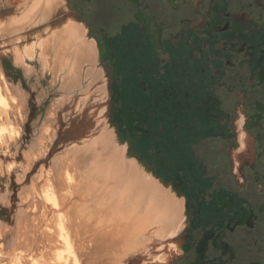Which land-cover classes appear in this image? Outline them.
Wrapping results in <instances>:
<instances>
[{"label":"flooded vegetation","instance_id":"1","mask_svg":"<svg viewBox=\"0 0 264 264\" xmlns=\"http://www.w3.org/2000/svg\"><path fill=\"white\" fill-rule=\"evenodd\" d=\"M59 15L86 25L147 132L122 138L183 199L166 264H264V0H65Z\"/></svg>","mask_w":264,"mask_h":264},{"label":"bare ground","instance_id":"2","mask_svg":"<svg viewBox=\"0 0 264 264\" xmlns=\"http://www.w3.org/2000/svg\"><path fill=\"white\" fill-rule=\"evenodd\" d=\"M60 2L62 0H26L20 6L19 15L13 16L9 25L17 32L29 28V25H38L51 17V11L61 5ZM9 25L7 28L10 29ZM38 47L41 49L39 64L43 69L48 67V57L55 54L60 69L55 71L54 79L63 74L64 68L70 67L63 78L61 89L64 91L80 87L84 62H90L93 66L88 72L89 78L99 80L103 77L102 70H96L98 49L86 39L82 24H68L62 31L40 42ZM15 50L13 49V58L17 65L25 68L28 73L34 70L31 65L29 67L26 64L25 59L35 57L36 46L29 47L26 57L19 50ZM3 84L8 89L6 81ZM3 90L0 85V110L5 109L8 100L7 93L5 95ZM100 92L102 95L107 93L106 85L100 88ZM14 101V97H10V109ZM5 117L10 120L7 115ZM4 129H7L10 139L15 141L20 137V127L0 124V146H5L8 140ZM240 142L242 144V139ZM35 145L37 146L36 143ZM7 168L11 169L12 165ZM70 168H76L75 174ZM54 169L58 179L63 175L66 185L75 186L73 183L78 179L76 185L80 186L81 194L77 192L80 190L78 188L74 191L84 199L82 198L81 204L78 201L79 210L74 212H77L76 216L81 220L82 226L93 232L91 236L98 246L97 253L88 264H124L128 257L135 256L139 251L144 252L155 238L168 239L183 225V199L177 198L172 188L161 183L137 158L131 157L128 144H121L115 130L107 124L98 136L83 141L81 145H73L66 157L57 159ZM52 182L47 181L40 188L39 201L58 211L61 203ZM55 220L53 227L47 228L51 235L46 233L44 236L50 242L53 235L56 245L53 243L48 252L40 251L35 258L22 255L15 264H81L75 254L72 238L68 235L64 217L58 213Z\"/></svg>","mask_w":264,"mask_h":264},{"label":"rangeland","instance_id":"3","mask_svg":"<svg viewBox=\"0 0 264 264\" xmlns=\"http://www.w3.org/2000/svg\"><path fill=\"white\" fill-rule=\"evenodd\" d=\"M16 13L17 9L14 10V14ZM63 21L64 19L59 18L54 24L60 25ZM28 33L33 37L37 31L30 30ZM35 64L37 63L34 62L33 66ZM91 69L89 66L85 68L81 76L83 84L77 91L67 92L62 90L64 74L54 79L56 73L51 69L42 78L35 68L32 76L24 78V91L29 93L27 101L25 99L21 102L14 98V102L18 104L10 109L11 104L7 98V106L0 110V124L20 127V137L15 141L10 139L7 129H4L8 140L5 146H0V264H15L22 255L35 258L40 251L51 250L53 243L56 245L54 236L49 242L44 235L49 233L47 228L53 227L58 213L66 221L68 235L72 238L75 254L81 264H88L97 253V242L91 236L93 232L82 226L81 220L76 216L77 212H74L79 210L82 198L84 199L79 196L81 189L76 185L78 179L73 183L75 186L66 185L63 175L62 179H58L54 166L57 159L67 156L73 145H81L83 141L98 136L105 124L115 130L121 144H128L130 156L137 158L161 182L163 168L159 167L154 171L145 164V159H150L148 155L154 151H149L142 144L132 150L127 140L122 138L123 117L133 109L131 105H123L127 94H123L122 89L108 88L107 93L102 95L100 88L107 85L109 74L105 75L104 72V78L94 80L88 76ZM98 70H102V67H98ZM26 73L30 75L27 71ZM18 79L21 78L18 76ZM5 81L7 82L6 79ZM113 93L115 102L112 99ZM134 106L139 110L138 105ZM5 115L10 120H6ZM34 143L38 147L35 145V148ZM234 156L232 150L233 162ZM10 164L12 168L8 169ZM75 169L70 168L74 174ZM46 180L53 181L55 186V193L61 203L58 211L39 201V192ZM77 188L80 189L77 190L80 194L74 191ZM26 239L28 240L25 241ZM155 239L148 245L145 250L147 252L139 251L135 256L128 257L124 264H166L167 239Z\"/></svg>","mask_w":264,"mask_h":264},{"label":"crops","instance_id":"4","mask_svg":"<svg viewBox=\"0 0 264 264\" xmlns=\"http://www.w3.org/2000/svg\"><path fill=\"white\" fill-rule=\"evenodd\" d=\"M23 1L24 0H0V29L2 30V31L0 30V71H1L0 72V77H1L0 85L5 90V91L3 90V93L5 95L7 93L6 96L8 99H10V97H12V98L14 97V98L20 100L21 102H23L22 100H25V99L27 101L28 98L26 96L29 94L28 92L26 93L24 91V89H25L24 88V78H27V77L29 78L30 76H32L35 72V68H37L36 69L37 74L40 73L42 75V78L44 76H46V74L51 69H54V71H57V68H58V70L60 69V67L58 66V63H56V56L54 53L48 57L47 69H43V67H41V65L39 64V59L41 56V49L38 47V44L42 41H45L47 38H49L54 33H57L58 31H62L63 28H65L70 23L83 24L85 29H86V25L83 22L74 21L72 19H68L66 21H63V23H61L60 25L54 24V21L56 22L59 19V16H60L59 14L62 13L61 11L64 8L65 0H62V2L59 3V4H61V3L62 4L57 5L50 13L51 17H48L47 19H45L44 22H40L38 25L33 24L34 26L29 25V28L26 27V29H21L17 32L15 30H13V28H11V26H10L11 22L10 21H12V19L14 17L19 15L20 6H21ZM15 9H17L16 14H14ZM8 25L10 26V29L7 28ZM30 30L37 31L36 35H34L33 37L30 36L28 33ZM87 32H86V39L89 42H92L96 46L95 40L91 39L88 36ZM31 45L36 46L37 52H36L35 57L33 59H30V58L25 59L26 64L29 67L32 66V69H34L30 73V75H28L26 73V70L23 67H21L19 64L17 65V63L14 59L15 58L14 57L15 52L13 51V49L19 50V52L24 54L26 57V51L29 49V47ZM97 56H99V53ZM97 59H98V57H97ZM34 62H36L38 65L35 64V66H33ZM82 65L83 66L81 68V74H84L83 70H85L86 66L87 67L89 66L91 68L93 67L90 62H84ZM96 65H97L96 66V70H97L99 67L98 61L96 62ZM6 66H7V68H6ZM38 68L40 70H38ZM68 70H70L69 66L64 68L63 74L65 76L68 74ZM102 71H103V69H102ZM22 73H24L25 75H22ZM103 73H104V71H103ZM18 76L21 79H18ZM23 76H25V77H23ZM91 78H93V77H91ZM5 79L7 80L6 83L8 85V89H6L5 85L3 84V81H5ZM1 80H2V82H1ZM18 80H19V82H18ZM80 83L82 84L81 80H80ZM18 89L21 90V92H19ZM74 91H77V88ZM19 94L20 95L22 94V98H20ZM26 103H28V102H26ZM12 104H13L12 107H14V105H17L18 103L14 102Z\"/></svg>","mask_w":264,"mask_h":264},{"label":"water","instance_id":"5","mask_svg":"<svg viewBox=\"0 0 264 264\" xmlns=\"http://www.w3.org/2000/svg\"><path fill=\"white\" fill-rule=\"evenodd\" d=\"M133 116H134V115H133L131 112L128 113V114H127V117H125V118L123 119V121H122V125H124V126H126V127H130L133 131H134V130H135V131H140V132H142V136H145L147 132H146L143 128H141L139 124H137V125L134 126V127L131 126V122L134 121V120H136V119H133Z\"/></svg>","mask_w":264,"mask_h":264}]
</instances>
